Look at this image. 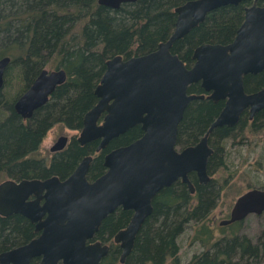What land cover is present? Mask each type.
Segmentation results:
<instances>
[{
	"label": "trees",
	"instance_id": "1",
	"mask_svg": "<svg viewBox=\"0 0 264 264\" xmlns=\"http://www.w3.org/2000/svg\"><path fill=\"white\" fill-rule=\"evenodd\" d=\"M186 1L134 0L109 10L96 0H0V58H9L0 89V176L17 181L52 174L63 176L71 170L87 153L86 147H78L71 140L69 148L56 158L58 162L54 160V164L44 167L34 154L46 132L54 124L79 129L84 113L96 102L93 90L105 60L114 55L127 58L155 49L172 31L173 10ZM249 3L246 0L208 12L203 21L172 43L170 52L189 67L196 46L230 42L242 21L243 8ZM256 3L263 4L264 0ZM42 68H61L66 79L56 86L43 106L23 120L13 111L12 104ZM11 72L18 88L6 96L3 91ZM263 84L264 70L242 77L245 92L256 91ZM186 90L203 93L199 83L190 84ZM222 106L223 100L213 102L206 97L190 101L177 124L176 145L182 148L195 144ZM263 131L264 108L251 119L244 111L232 127L213 129L208 136L212 153L207 158V173L226 171L223 156L226 139L235 141ZM140 135L139 127H132L114 138L106 150ZM102 154L94 156L90 176L103 172ZM188 178L194 188L192 194L179 180L155 194L152 211L122 264H260L264 240L257 244L239 235L241 221L213 226L211 212L219 202L227 209L230 204L226 199L236 195L237 188L230 191L223 178L219 184L210 178L206 184H199L193 172ZM130 215V211L120 208L108 214L101 220L94 239L111 242L113 234L126 225ZM187 227L189 242L196 243L201 250L181 263L177 240ZM34 235L33 226L21 215L0 216V252L21 245ZM119 252L118 246L112 244L98 264H120Z\"/></svg>",
	"mask_w": 264,
	"mask_h": 264
},
{
	"label": "water",
	"instance_id": "2",
	"mask_svg": "<svg viewBox=\"0 0 264 264\" xmlns=\"http://www.w3.org/2000/svg\"><path fill=\"white\" fill-rule=\"evenodd\" d=\"M133 1L96 3L117 9ZM243 1L187 0L173 10L172 31L155 49L105 60L93 90L96 102L84 113L77 140L81 144L99 140L98 150L135 125L141 135L105 153V170L92 182L85 177L90 156L83 157L63 180L52 175L0 182V216L19 214L38 233L24 244L1 251L0 264H30L33 258L38 259L36 264H98L109 246L95 240L94 235L101 220L116 208L131 212L126 225L111 238L120 250L118 262L122 264L159 190L179 180L192 194L190 172L199 184L208 182L206 164L212 153L208 136L212 130L234 126L244 111L251 119L264 108V84L253 92H245L242 85L244 75L264 70V3L248 0L232 40L196 46L189 67L170 52V47L208 12ZM8 62V57L0 58V89ZM65 79L61 68H42L14 100L13 111L21 119H29ZM193 83H199L203 93H187ZM204 97L213 102L223 100L222 108L195 144L177 149V124L184 108ZM65 142L66 137L59 136L50 150L62 149ZM263 211L264 189L249 188L234 199L228 216L218 225L242 221L248 214Z\"/></svg>",
	"mask_w": 264,
	"mask_h": 264
},
{
	"label": "rangeland",
	"instance_id": "3",
	"mask_svg": "<svg viewBox=\"0 0 264 264\" xmlns=\"http://www.w3.org/2000/svg\"><path fill=\"white\" fill-rule=\"evenodd\" d=\"M12 76L13 73L11 72L10 79L7 81L3 91L6 96L12 94L18 88V81ZM75 134L77 133L74 130L66 129L61 124H54L46 132L34 157L37 159H48L50 156L48 148L52 145L57 136L64 135L70 137ZM176 148L179 149L180 147L176 145ZM223 156L226 171H221L217 174H209L210 179L216 180V183L219 184L220 180L223 178L228 182L227 186L230 191L237 188L238 193L232 196V198L229 197L231 201L226 199V202L230 204L227 209L224 208L225 206L221 205L223 202H219L217 207L213 209L210 216L213 220L214 227L218 226L219 220L228 216L234 199L240 193L251 187L264 189V131L258 135H247L242 139L237 138L235 141L230 138L226 139L223 144ZM228 174L229 176L232 174V176L229 177ZM8 179L9 178H5L2 175L0 176V182ZM237 231L239 235H244L249 238L252 243L263 241L264 211L258 215L248 214L241 221ZM189 232L190 229L188 227L185 228L177 240L179 244L178 256L181 263H185L193 253H197L201 250L196 243L189 242ZM260 264H264V252L261 255Z\"/></svg>",
	"mask_w": 264,
	"mask_h": 264
},
{
	"label": "flooded vegetation",
	"instance_id": "4",
	"mask_svg": "<svg viewBox=\"0 0 264 264\" xmlns=\"http://www.w3.org/2000/svg\"><path fill=\"white\" fill-rule=\"evenodd\" d=\"M122 4H124V3H122ZM120 6H121V4H120ZM119 6V7H120ZM118 7V8H119ZM107 8V7H106ZM117 8V9H118ZM109 10H116V9H112V8H108ZM122 58H125V57H123V56H121ZM128 58V57H127ZM108 59V58H107ZM47 69V68H46ZM48 70H50V69H48ZM37 75V74H36ZM27 88V87H26ZM25 88V89H26ZM24 89V90H25ZM23 90V91H24ZM22 91V92H23ZM21 92V93H22ZM34 113V112H33ZM33 115V114H32ZM23 120H28V119H23ZM99 122H100V120H99ZM98 122V123H99ZM63 126V125H62ZM81 126H82V120H81ZM64 127V126H63ZM133 127H139L138 125H135V126H133ZM64 128H66V127H64ZM132 128V127H131ZM66 129H69V128H66ZM81 129V127L79 128V129H70V130H74V131H76V133L77 134H75V135H71L70 137H66V142H65V145H64V147L62 148V149H60V150H54V151H51L50 150V147L53 145V143L56 141V139L59 137V136H64V135H59V136H57L56 137V139H55V141L52 143V145H50L49 146V148H48V151L50 152V156H49V158L48 159H39V161L40 162H42V165L44 166V167H49L51 164H54L53 162H54V160H55V162H58V160L56 159L57 157H58V155L60 154V153H62V152H64L65 150H67L68 148H69V146H70V143H71V140H74L75 141V144H77L78 145V147H86V154H83L79 159H78V161L75 163V165L71 168V170H68L63 176H57V175H55V174H52V175H55V176H57L60 180H63V179H65L66 177H68L69 176V174L73 171V169L76 167V165L78 164V162L83 158V157H85V156H90L91 157V160L89 161V164H88V169H87V172H86V180L88 181V182H92L94 179H96L98 176H100L103 172H104V170H105V168L103 169V172L102 173H99V174H97V173H93V175L92 176H90V174H89V169H90V165L92 164V161H93V158H94V156L95 155H97V154H100V153H103L102 154V161H103V156H104V154L105 153H107L108 151H110L111 149H113V148H116V147H118V146H116V147H113V148H111V149H108V150H106V148H107V146H108V144L113 140H110L109 141V143L106 145V146H104L103 148H101V149H98L97 150V146H98V141L99 140H92V141H89V142H86V143H83V144H81L78 140H77V137H78V133H79V130ZM130 129V128H129ZM140 129V128H139ZM117 138V137H116ZM115 138V139H116ZM131 141H133V140H131ZM130 141V142H131ZM129 143V142H128ZM128 143H126V144H128ZM126 144H123V145H126ZM119 146H122V145H119ZM103 166V165H102ZM52 175H50V176H52ZM49 177V176H48ZM46 178V177H45ZM40 179H43V178H40ZM31 198V197H30ZM117 209L118 208H116L113 212H116L117 211ZM215 209V208H214ZM13 215V214H12ZM10 216V215H9ZM24 218V217H23ZM27 220V219H26ZM28 221V220H27ZM29 222V221H28ZM30 223V222H29ZM31 224V223H30ZM32 225V224H31ZM33 226V225H32ZM34 230V229H33ZM35 232V231H34ZM37 232H35V235H34V237H36L37 236ZM33 238V237H32ZM31 238V239H32ZM29 241V240H28ZM102 243H105V244H107L108 246H109V250H108V252L110 251V248H111V245L112 244H114V243H112V240H111V242H104V241H101ZM26 243V242H25ZM24 244V243H23ZM115 245H117V244H115ZM118 257H119V255H118ZM102 259V258H101ZM37 261H38V259L37 258H33V259H31L30 260V264H36L37 263Z\"/></svg>",
	"mask_w": 264,
	"mask_h": 264
}]
</instances>
